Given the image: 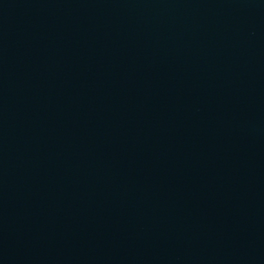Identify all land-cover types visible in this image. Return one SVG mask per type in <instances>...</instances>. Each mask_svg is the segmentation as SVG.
Segmentation results:
<instances>
[{
  "label": "water",
  "instance_id": "95a60500",
  "mask_svg": "<svg viewBox=\"0 0 264 264\" xmlns=\"http://www.w3.org/2000/svg\"><path fill=\"white\" fill-rule=\"evenodd\" d=\"M0 264H264V0H0Z\"/></svg>",
  "mask_w": 264,
  "mask_h": 264
}]
</instances>
